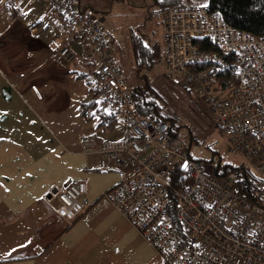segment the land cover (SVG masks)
Masks as SVG:
<instances>
[{
	"label": "built area",
	"instance_id": "obj_1",
	"mask_svg": "<svg viewBox=\"0 0 264 264\" xmlns=\"http://www.w3.org/2000/svg\"><path fill=\"white\" fill-rule=\"evenodd\" d=\"M46 2L50 15L72 21L89 38L98 61L87 83L90 101L122 128L117 138L82 137L87 153L122 174L107 199L165 264H264V35L233 27L207 5L161 12L163 78L205 104L243 169L259 174L243 193L230 175L192 158L167 121L136 110L111 36L97 19L71 0ZM57 53L66 61L78 57L67 41ZM89 121L104 129L99 115ZM86 189L79 180L50 189L48 197L72 221L87 206Z\"/></svg>",
	"mask_w": 264,
	"mask_h": 264
},
{
	"label": "crops",
	"instance_id": "obj_2",
	"mask_svg": "<svg viewBox=\"0 0 264 264\" xmlns=\"http://www.w3.org/2000/svg\"><path fill=\"white\" fill-rule=\"evenodd\" d=\"M71 1L97 19L99 0ZM62 41L78 57L60 58ZM97 65L89 38L50 15L46 0H0V264H165L105 196L121 172L84 150V136L122 133L119 125L101 130L81 115ZM79 180L87 206L67 221L48 191Z\"/></svg>",
	"mask_w": 264,
	"mask_h": 264
},
{
	"label": "rangeland",
	"instance_id": "obj_3",
	"mask_svg": "<svg viewBox=\"0 0 264 264\" xmlns=\"http://www.w3.org/2000/svg\"><path fill=\"white\" fill-rule=\"evenodd\" d=\"M150 4V0H99L94 4L93 15L97 19L103 18L98 22L111 36L114 56L129 88L144 82L135 75L131 33L142 34L145 42L162 44L161 14ZM148 75L149 82L158 89L166 103L164 112L175 119L174 129L178 130V136L192 158L200 161L206 169L215 168L220 172L226 165L238 167L243 164L221 128L211 119L207 106L186 89L165 81L162 62ZM249 170L256 177L259 175L253 168Z\"/></svg>",
	"mask_w": 264,
	"mask_h": 264
},
{
	"label": "trees",
	"instance_id": "obj_4",
	"mask_svg": "<svg viewBox=\"0 0 264 264\" xmlns=\"http://www.w3.org/2000/svg\"><path fill=\"white\" fill-rule=\"evenodd\" d=\"M150 2L157 13L161 14L165 8L184 5L189 0H150ZM207 7L211 13L221 16L227 23L239 30L264 35V0H208ZM130 44L135 75L144 79L142 84L130 88L136 110L150 120L163 119L167 121L172 133L178 136V130L174 129L175 119L164 112L166 103L158 89L149 82L148 73L161 62L163 65L162 44L156 41L145 42L143 35L135 32L130 35ZM80 76L86 77V73ZM80 108L81 115L85 120L89 121L93 116L99 115L100 124L105 131L115 128V118L103 115L101 109L95 107L93 101L83 102ZM221 173L230 175L236 189L243 193L249 182L256 178L250 170L245 171L243 165L238 167L226 165Z\"/></svg>",
	"mask_w": 264,
	"mask_h": 264
}]
</instances>
